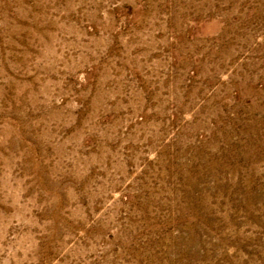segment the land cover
Returning a JSON list of instances; mask_svg holds the SVG:
<instances>
[{"label": "rangeland", "instance_id": "rangeland-1", "mask_svg": "<svg viewBox=\"0 0 264 264\" xmlns=\"http://www.w3.org/2000/svg\"><path fill=\"white\" fill-rule=\"evenodd\" d=\"M0 264H264V0H0Z\"/></svg>", "mask_w": 264, "mask_h": 264}]
</instances>
